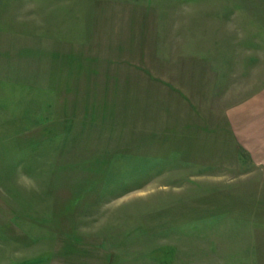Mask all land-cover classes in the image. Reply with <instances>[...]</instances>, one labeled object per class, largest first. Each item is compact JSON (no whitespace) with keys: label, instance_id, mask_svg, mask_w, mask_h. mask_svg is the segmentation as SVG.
<instances>
[{"label":"rangeland","instance_id":"rangeland-1","mask_svg":"<svg viewBox=\"0 0 264 264\" xmlns=\"http://www.w3.org/2000/svg\"><path fill=\"white\" fill-rule=\"evenodd\" d=\"M264 0H0V264H264Z\"/></svg>","mask_w":264,"mask_h":264},{"label":"crops","instance_id":"crops-1","mask_svg":"<svg viewBox=\"0 0 264 264\" xmlns=\"http://www.w3.org/2000/svg\"><path fill=\"white\" fill-rule=\"evenodd\" d=\"M228 113L236 142L254 163L264 165V89Z\"/></svg>","mask_w":264,"mask_h":264}]
</instances>
